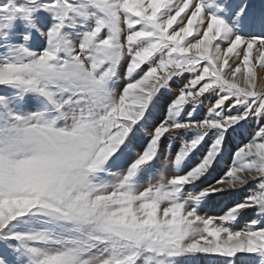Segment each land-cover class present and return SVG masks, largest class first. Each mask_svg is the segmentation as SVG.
<instances>
[{
  "label": "rangeland",
  "instance_id": "1",
  "mask_svg": "<svg viewBox=\"0 0 264 264\" xmlns=\"http://www.w3.org/2000/svg\"><path fill=\"white\" fill-rule=\"evenodd\" d=\"M0 264H264V0H0Z\"/></svg>",
  "mask_w": 264,
  "mask_h": 264
},
{
  "label": "bare ground",
  "instance_id": "2",
  "mask_svg": "<svg viewBox=\"0 0 264 264\" xmlns=\"http://www.w3.org/2000/svg\"><path fill=\"white\" fill-rule=\"evenodd\" d=\"M241 157H242V158H245V157H246V155L242 154V156H241ZM239 169L241 170V167H240ZM228 180H229V179H228ZM229 181H231V179H230ZM232 213H234V211H232V212H231V214H232Z\"/></svg>",
  "mask_w": 264,
  "mask_h": 264
}]
</instances>
